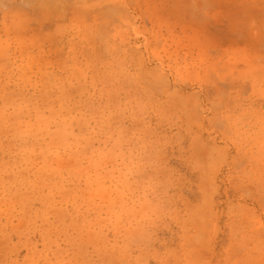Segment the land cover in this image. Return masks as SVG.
Instances as JSON below:
<instances>
[{
  "label": "rangeland",
  "instance_id": "1",
  "mask_svg": "<svg viewBox=\"0 0 264 264\" xmlns=\"http://www.w3.org/2000/svg\"><path fill=\"white\" fill-rule=\"evenodd\" d=\"M0 264H264V0H0Z\"/></svg>",
  "mask_w": 264,
  "mask_h": 264
}]
</instances>
